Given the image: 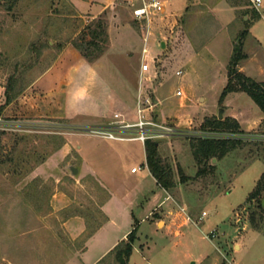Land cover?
Here are the masks:
<instances>
[{
  "label": "rangeland",
  "instance_id": "1",
  "mask_svg": "<svg viewBox=\"0 0 264 264\" xmlns=\"http://www.w3.org/2000/svg\"><path fill=\"white\" fill-rule=\"evenodd\" d=\"M214 1L166 3L170 13L153 22L145 36L130 9L115 0H0V106L7 78L15 67L23 72L20 77L25 91L65 47L73 49L68 41L92 21L102 20L107 34L105 44L101 43L103 53L113 47L104 59L103 72L112 77L126 72L129 77L132 68L139 67L142 97H148L153 106L148 113L150 120L176 130L175 135L155 139L176 182L179 169L189 178L196 173L190 141L200 134L206 117L223 110L222 118L231 117L240 124L246 145L212 161L214 175L176 183L168 190L176 204L193 214L192 221L176 235L155 231L143 222L136 231L138 252L131 253L129 264H264V234L249 224L250 210H256L257 201L245 202L264 172V152L256 155L251 144L264 142V116L245 93L232 92L221 99L235 50L242 57L237 70L264 82V0L259 16L250 12L246 20L227 8L225 3H232L230 0H216L219 8L210 11ZM250 8L254 9L251 2ZM176 11L182 14L172 15ZM126 28L136 33L132 49H126L133 53L131 58L122 54L128 32L120 37L116 32ZM44 40L51 47L41 50ZM177 70L180 76L175 75ZM21 94L0 115V131H4L0 150V264H71L88 232L104 219L98 209L104 193L93 178L83 175L76 148L81 146L82 156L93 151L90 165L108 186L110 211L120 199L123 204L134 199L131 193L126 200L123 193L128 186L112 172L120 169L125 175L135 167L140 174H147L144 152L140 143L115 141L127 150L132 147V156L118 159L107 153V143L96 139L101 137L80 130L93 124L30 117L20 108L34 106L33 101ZM67 138L74 146L59 152ZM71 167L76 174L71 173ZM260 199L264 201V197ZM142 200L138 195L137 201ZM261 215L255 218L264 231ZM114 217L116 227L106 226L81 263L92 262L102 247L128 227L121 215ZM71 218L80 222L81 231L65 224ZM112 258L95 264H112Z\"/></svg>",
  "mask_w": 264,
  "mask_h": 264
},
{
  "label": "crops",
  "instance_id": "2",
  "mask_svg": "<svg viewBox=\"0 0 264 264\" xmlns=\"http://www.w3.org/2000/svg\"><path fill=\"white\" fill-rule=\"evenodd\" d=\"M218 1L215 0L213 5L209 7L210 11L219 8L220 1ZM221 1L224 2L225 0ZM230 1L232 3L226 2L225 5L233 14L238 12L242 14L241 18L245 16L246 20L249 17L248 14H250V12L252 13L250 2L247 0ZM202 4L205 3L203 2ZM171 13L172 15L182 14L177 11ZM116 32L119 37L122 33L128 32L129 35H124L126 44L125 46L122 45L124 49L122 54L124 57L128 55L127 58H131L133 53L128 50H131L133 47V39L136 33L134 34L130 29L127 30V28L117 30ZM110 49H113L112 45L108 48V50ZM108 50L90 63L82 58L74 49L68 46L65 47L53 63L21 94L24 99L28 98L30 102L33 101L32 104H34V106L31 105L32 107L30 108L29 106H23L20 109H22L24 113L26 112L30 117L68 120L73 124L75 122L91 123L93 125L90 126L97 127L111 124L115 114H118V118L125 122H134L136 120L137 101L140 95H142L141 90L143 89L141 70L139 67L135 69L132 68V73L129 77L126 75V72L123 73L124 75H116V73L113 77L112 75L109 76L105 74L102 69L105 67L104 59L108 54L107 52H109ZM152 108L153 106L145 112L148 119H150L148 113H151L150 111ZM70 139L67 138L65 146L60 148L58 150L59 152H64L65 147L70 144L72 147L74 146L75 143ZM96 139H101L103 143H107V153L116 156L118 159L122 158L121 155L127 156L130 154V156H132V154L129 153L132 147L127 150L122 144L117 143H139L124 141H117V143H115V141L104 138ZM108 141L114 143H109ZM140 145L144 152L145 160L144 145L141 143ZM80 150H82V148L78 146L75 152L76 158L81 162L83 167V175L93 178L100 192L104 193V197L98 206L99 211L104 215V219L93 235L86 238L80 254H78L77 259L73 260L71 264L97 263L106 253L110 252L117 243L125 240L127 234L134 226H136L138 230V226L143 222L149 223L155 231H166L169 234L173 233L176 235L180 228L192 221L193 214H189L186 208L183 210V208H181L182 206L180 207V205L176 204L173 195H171L168 190L159 186L146 167L144 168L147 174H140L139 169L135 172H131V169L134 167H131L129 171L126 170L125 175L122 174L120 169L114 172L111 171L113 176L119 177L118 179L120 182L127 184L128 188L124 190L123 193L126 200L131 193H133L134 199L124 204L122 202L123 199H120L119 205L110 211L109 205L111 203L109 200L110 193L108 186L102 181L96 170L92 168V165H90V155L93 151L87 152L82 156ZM133 158L134 157H132V159ZM149 179L152 184H149ZM138 195L139 198H143L142 203L137 201ZM135 199L138 203L135 202ZM175 205L180 207V210L176 209ZM115 215H121L124 223L128 224V227L120 231L113 237L110 243L102 247L100 254H98L92 262L81 263L86 252L91 251L92 247L95 245L94 241L96 237L101 233L104 234L106 226L112 225L116 227ZM199 217L200 216H198V218ZM74 218L66 221L65 224L70 228L75 225L81 231L82 225L80 226V222ZM159 223H161V227H159ZM73 229H75V227H73ZM104 240L105 238L103 241ZM134 243L131 252L136 251L137 253L138 249L134 246Z\"/></svg>",
  "mask_w": 264,
  "mask_h": 264
},
{
  "label": "trees",
  "instance_id": "3",
  "mask_svg": "<svg viewBox=\"0 0 264 264\" xmlns=\"http://www.w3.org/2000/svg\"><path fill=\"white\" fill-rule=\"evenodd\" d=\"M252 13L253 17L259 16V12L255 9L252 10ZM82 30L83 31L76 38L68 41V43H70L73 49H75L82 58L91 63L103 54L104 49L101 48V43L105 44L107 40L106 28L102 20H96L92 21ZM49 47L51 46L48 40H44L40 45L41 50ZM61 48L62 46H58L59 50ZM240 58L242 57L238 54L237 50H235L234 58L227 67V82L222 91L221 99L228 93H245L264 116V82H257L239 72L237 66ZM21 72V69L18 70L17 67H15L14 73L7 78L4 86V102L0 106V115L3 109L14 101L24 90V85L21 83L23 82L20 77ZM200 131L207 135L193 138L190 141L192 160L197 167L196 173L194 177L189 178V176L183 175L179 169L178 182L175 181L172 169L168 164L163 162L159 154L158 142L153 140L145 141V165L160 187L165 190H170L176 187V183H184L189 179L212 176L216 169L212 162L213 160H222L229 153L246 145V140L240 136L243 131L240 128L239 122L231 117L222 119H218L217 116L206 117L201 123ZM3 134L4 131H0V150L1 137ZM251 144L256 147V150H253L256 155L258 151L264 152V142H251ZM61 145H63V141L57 146L56 150H58ZM11 160L12 158H8V161ZM42 161L43 160L40 162ZM260 197H264V172L256 180L252 191L248 194L245 201H257L255 209L258 211L250 210L249 224L254 230L264 234L261 228L262 226L255 218L256 214L260 217L262 216L261 214H264V206ZM99 226L100 224L92 228L91 231L88 232L87 238L91 236ZM136 231L137 229L134 227L127 234L126 239L117 243L98 263L106 261L108 257H113L110 262L112 264H129L132 245L137 239Z\"/></svg>",
  "mask_w": 264,
  "mask_h": 264
},
{
  "label": "built area",
  "instance_id": "4",
  "mask_svg": "<svg viewBox=\"0 0 264 264\" xmlns=\"http://www.w3.org/2000/svg\"><path fill=\"white\" fill-rule=\"evenodd\" d=\"M173 0H115L119 5H124L130 9L131 17L141 24V29L145 31V36L149 34V28L153 22H156L158 18H163L170 11L167 10L166 3H170ZM252 7L259 11L258 8L262 3V0H250ZM163 43V42H162ZM176 76L181 75V71L175 72ZM180 95V92H176ZM152 104L148 97H140L137 101L136 107V120L132 123H128L119 119V115H114V120L107 126L97 127L91 126V128H81L80 130L88 133L95 134L101 138L112 141H124V142H139L144 145L145 141L163 138L165 136L175 135L176 130L173 128L158 124L145 116L146 110L150 109ZM207 134L200 132L197 137L206 136ZM139 168H132L131 172H135ZM201 217L198 218V221Z\"/></svg>",
  "mask_w": 264,
  "mask_h": 264
},
{
  "label": "water",
  "instance_id": "5",
  "mask_svg": "<svg viewBox=\"0 0 264 264\" xmlns=\"http://www.w3.org/2000/svg\"><path fill=\"white\" fill-rule=\"evenodd\" d=\"M162 46H163V43H162ZM222 111L223 110L218 111V114H217L218 119H222ZM213 161H215V160H213ZM70 170H71L72 174H76V172H77V170L73 167H71ZM263 206H264V201H263Z\"/></svg>",
  "mask_w": 264,
  "mask_h": 264
}]
</instances>
